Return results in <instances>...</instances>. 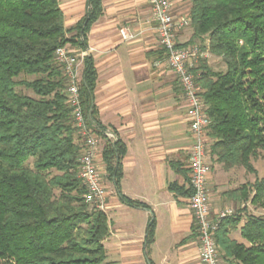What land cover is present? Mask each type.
Instances as JSON below:
<instances>
[{
    "label": "trees",
    "instance_id": "16d2710c",
    "mask_svg": "<svg viewBox=\"0 0 264 264\" xmlns=\"http://www.w3.org/2000/svg\"><path fill=\"white\" fill-rule=\"evenodd\" d=\"M188 2L191 36L180 46L199 42L200 50L225 64L224 71H213L199 60L191 68L209 117L208 151L225 169L254 172L250 159L264 151V0ZM87 6L83 18L66 28L59 0H0V264H106L107 216L83 199L78 177L83 143L72 125L67 79L54 59L58 46L86 50V33L102 14L101 0H87ZM96 80L93 59L85 54L82 108L97 126L106 177L119 191L126 147L103 133L93 100ZM227 193L264 207V173ZM120 196L129 205H143ZM235 210L215 232L219 253L227 264H264V216L247 206ZM241 212L245 243L229 237ZM153 237L151 219L145 246Z\"/></svg>",
    "mask_w": 264,
    "mask_h": 264
},
{
    "label": "crops",
    "instance_id": "0c3cea01",
    "mask_svg": "<svg viewBox=\"0 0 264 264\" xmlns=\"http://www.w3.org/2000/svg\"><path fill=\"white\" fill-rule=\"evenodd\" d=\"M176 15H188V0H171ZM66 28L87 11V0H59ZM102 14L86 33L85 54L97 71L93 100L103 133L120 139L126 152L119 191L106 177L105 208L108 234L103 239L106 264H202L192 209L188 156L192 143L182 88L165 62L147 0H101ZM130 39H123L120 29ZM70 35V34H69ZM191 36L189 25L176 35L179 45ZM210 161V164H209ZM205 162L210 169L209 151ZM175 185L176 189H170ZM231 186L208 172L210 215L236 205L228 196ZM143 205H129L121 196ZM242 204L241 207L245 206ZM237 209V208H235ZM229 237L244 242L240 227ZM154 221V237L145 246L146 226ZM220 251V264H227Z\"/></svg>",
    "mask_w": 264,
    "mask_h": 264
},
{
    "label": "built area",
    "instance_id": "2783aa9c",
    "mask_svg": "<svg viewBox=\"0 0 264 264\" xmlns=\"http://www.w3.org/2000/svg\"><path fill=\"white\" fill-rule=\"evenodd\" d=\"M147 2L159 44L165 53V62L178 80L187 106L186 119L192 139L188 156L191 189L188 199L198 236L199 258L202 264H220L215 232L221 220L233 214L234 210L224 208L214 218L210 215L207 191L209 171L205 162L209 150V139L206 136L209 117L201 96L202 88L191 71L203 53L195 45L180 46L176 41L177 33L190 23L188 15H176L171 0H147ZM120 34L125 40L131 38L123 28L120 29ZM84 55V51H76L69 45L58 46L54 51V59L61 65L67 79L66 95L71 109L72 125L83 143L78 171V177L85 189L83 199L91 207L103 210L106 190L103 172L98 162L100 137L96 131L97 126L89 122L84 115L79 93ZM104 134L112 138L111 133Z\"/></svg>",
    "mask_w": 264,
    "mask_h": 264
},
{
    "label": "rangeland",
    "instance_id": "374dc122",
    "mask_svg": "<svg viewBox=\"0 0 264 264\" xmlns=\"http://www.w3.org/2000/svg\"><path fill=\"white\" fill-rule=\"evenodd\" d=\"M190 31H191V28H190ZM195 46L199 48V42L196 43ZM199 51L203 53V56L200 57L198 61L205 60L206 64L213 71H224L225 70V64L221 57L210 54L207 49L205 50L199 49ZM197 62L194 65H196ZM17 90L27 93L29 95H33V93L30 90H26L23 87H17ZM209 156H211L210 153H209ZM211 159H212V166L210 165L209 171L214 173L219 183L224 184L225 186H231L232 189H236L242 183H245V182L252 183L256 178H260L264 173V151L263 150H260L255 158L250 159L252 167L255 170L254 172H248L242 166H233L228 169H225L221 164L215 162L212 157ZM31 160L32 158L29 159V161ZM209 164H210V161H209ZM229 198L234 200L231 197ZM233 203L235 205L237 204L235 208H241V205L245 204L238 199L237 200L235 199ZM245 206H247L248 212L260 214L264 216V207H255L249 202H246ZM227 207L232 208L234 212L236 211L235 208H233V206L231 205Z\"/></svg>",
    "mask_w": 264,
    "mask_h": 264
}]
</instances>
